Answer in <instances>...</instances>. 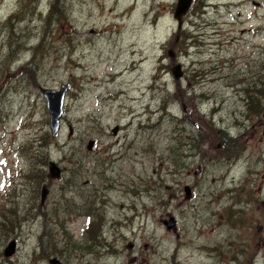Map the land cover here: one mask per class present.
I'll return each mask as SVG.
<instances>
[{
  "label": "rangeland",
  "instance_id": "obj_1",
  "mask_svg": "<svg viewBox=\"0 0 264 264\" xmlns=\"http://www.w3.org/2000/svg\"><path fill=\"white\" fill-rule=\"evenodd\" d=\"M177 3L0 0V264H264V0Z\"/></svg>",
  "mask_w": 264,
  "mask_h": 264
},
{
  "label": "water",
  "instance_id": "obj_2",
  "mask_svg": "<svg viewBox=\"0 0 264 264\" xmlns=\"http://www.w3.org/2000/svg\"><path fill=\"white\" fill-rule=\"evenodd\" d=\"M194 0H178L174 18L177 19L182 24V18L188 14V12L191 9V6L193 4ZM174 67V66H173ZM171 72L173 76L176 79H179L183 77V67L181 64H177L174 68L171 69ZM69 88L67 85H62L60 90H54V89H47L44 87H39V92L45 97L47 101V108L49 111V128L51 132V137L53 139L57 138L62 130V116L64 115V104H65V98L67 95ZM119 132V127H115L113 129V133L116 136ZM94 146V142L90 141L88 144V149L92 150ZM48 171H49V178L50 179H60L62 176V170L61 168L53 161H50L48 163ZM185 193L186 197L190 199L192 195L191 187L186 186L185 187ZM48 195V189L44 187L41 201L42 203L45 202L46 197ZM172 223H167L168 227H171L172 225H175V219H171ZM17 252V241L13 240L9 243V245L4 250L5 257H12ZM51 264H58L59 260H51Z\"/></svg>",
  "mask_w": 264,
  "mask_h": 264
},
{
  "label": "trees",
  "instance_id": "obj_3",
  "mask_svg": "<svg viewBox=\"0 0 264 264\" xmlns=\"http://www.w3.org/2000/svg\"><path fill=\"white\" fill-rule=\"evenodd\" d=\"M53 4V3H52ZM63 6L64 5V1H62L61 2V4H60V6ZM60 6L58 7V10L60 11L61 9H60ZM200 10V8L198 9V11ZM50 14H52V11H51V13ZM62 19V15H61V13H58V18H57V20H61ZM51 22V20L49 21V23ZM15 34H17V33H14V35ZM42 45H43V43H42ZM41 45V46H42ZM9 48H10V54H9V56H8V60L9 61H11V60H13V59H15V53H17L18 51L17 50H19V48L17 47V46H15L14 44H12V45H10L9 46ZM36 55H37V58H38V56L40 55V49H36ZM29 66H32V67H30L32 70H33V73H35L36 72V64H34V61H32L30 64H29ZM45 136H47V135H43L42 137H41V144H40V146H38V149L39 150H41V151H43V152H45V151H47L48 150V148H49V145L50 144H47L46 145V143H44V137ZM44 162H46V161H44ZM92 221L93 220H91V224H90V228H92ZM96 236V235H95Z\"/></svg>",
  "mask_w": 264,
  "mask_h": 264
},
{
  "label": "flooded vegetation",
  "instance_id": "obj_4",
  "mask_svg": "<svg viewBox=\"0 0 264 264\" xmlns=\"http://www.w3.org/2000/svg\"><path fill=\"white\" fill-rule=\"evenodd\" d=\"M86 219H87V221H88V225H87L88 227H87V228H88V230H89V228H90L89 226H90V224H91L92 217H91V216H87ZM59 263H60V262H59Z\"/></svg>",
  "mask_w": 264,
  "mask_h": 264
},
{
  "label": "bare ground",
  "instance_id": "obj_5",
  "mask_svg": "<svg viewBox=\"0 0 264 264\" xmlns=\"http://www.w3.org/2000/svg\"><path fill=\"white\" fill-rule=\"evenodd\" d=\"M49 112V111H48ZM63 117H64V115L62 116V119L61 120H63ZM119 133V132H118ZM118 135V134H117ZM43 189H44V187L42 188V192H43Z\"/></svg>",
  "mask_w": 264,
  "mask_h": 264
}]
</instances>
